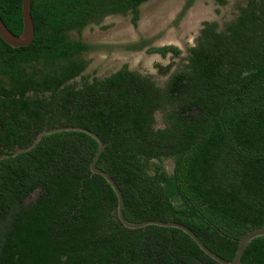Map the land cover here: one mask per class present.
I'll use <instances>...</instances> for the list:
<instances>
[{
  "label": "trees",
  "instance_id": "1",
  "mask_svg": "<svg viewBox=\"0 0 264 264\" xmlns=\"http://www.w3.org/2000/svg\"><path fill=\"white\" fill-rule=\"evenodd\" d=\"M145 1L30 0L32 41L0 39V155L42 129L87 128L103 143L95 165L119 188L125 219L182 223L229 260L243 233L264 226V0H242L220 28L202 21L175 69L157 67L160 85L126 64L84 73L96 46L68 32L112 14L134 26ZM0 19L19 34L20 0H0ZM149 43L126 48L180 54ZM96 148L84 132L59 130L0 159V264H218L176 228L122 226L113 190L88 168ZM240 264H264V236Z\"/></svg>",
  "mask_w": 264,
  "mask_h": 264
},
{
  "label": "rangeland",
  "instance_id": "2",
  "mask_svg": "<svg viewBox=\"0 0 264 264\" xmlns=\"http://www.w3.org/2000/svg\"><path fill=\"white\" fill-rule=\"evenodd\" d=\"M185 0H146L138 6L136 25L130 22V14H112L95 25L85 26L79 34L68 32V37L80 39L96 46L87 51L83 57L87 60L84 73L103 76L119 68L122 64L134 71L145 74L158 85L162 84L167 75H161L157 67L165 66L170 61L176 63L185 55V50L192 45L202 21H215L218 27L230 20L235 13V5L242 0H225L219 5L215 0H194L184 14L177 18ZM191 15V16H190ZM150 39L149 46L173 45L179 48L180 54L172 58L170 54L161 57L158 53L131 50L127 45L139 39ZM159 124V115L155 114ZM162 167L171 172L172 161L164 159Z\"/></svg>",
  "mask_w": 264,
  "mask_h": 264
},
{
  "label": "water",
  "instance_id": "3",
  "mask_svg": "<svg viewBox=\"0 0 264 264\" xmlns=\"http://www.w3.org/2000/svg\"><path fill=\"white\" fill-rule=\"evenodd\" d=\"M30 10V0H20V15H21V21H22V28L19 34H13L11 31L7 29V27L4 25L2 20L0 19V39L7 44L10 47H22L25 45H28L34 36V28L31 21V17L29 14ZM59 130H73V131H81L89 136H91L97 143V148L94 152V154L91 157V160L88 163V168L91 173L100 175L111 187L113 190L115 197H116V205H115V215L117 220L124 226L125 228L129 229H135V228H141L146 225H157L161 227H172L176 228L183 233H185L187 236L191 238V240L197 245V247L209 258H211L213 261L217 262L218 264H240V257L242 255L243 249L245 248L246 244L255 237L258 236H264V226H258L255 228H252L250 230H247L245 233H243L237 240H236V246L234 249V253L231 259L227 260L210 249H208L202 241L197 237V235L191 231L186 225L175 222V221H163V220H155V219H147L140 222H131L125 219V217L122 214V195L115 184V182L112 180V178L104 171L96 167L95 161L99 155V153L102 150L103 143L101 139L91 130L81 127V126H58L48 129H42L39 131L35 137L32 139L31 143L28 144L25 147L15 149L11 153H4L0 155L1 158H7V157H13L19 152H24L29 149H31L40 139V137L43 134L52 133Z\"/></svg>",
  "mask_w": 264,
  "mask_h": 264
},
{
  "label": "bare ground",
  "instance_id": "4",
  "mask_svg": "<svg viewBox=\"0 0 264 264\" xmlns=\"http://www.w3.org/2000/svg\"><path fill=\"white\" fill-rule=\"evenodd\" d=\"M191 16V15H190Z\"/></svg>",
  "mask_w": 264,
  "mask_h": 264
}]
</instances>
